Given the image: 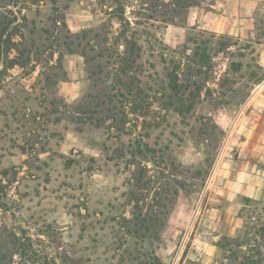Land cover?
Instances as JSON below:
<instances>
[{
	"label": "rangeland",
	"instance_id": "rangeland-1",
	"mask_svg": "<svg viewBox=\"0 0 264 264\" xmlns=\"http://www.w3.org/2000/svg\"><path fill=\"white\" fill-rule=\"evenodd\" d=\"M0 264H264V0H0Z\"/></svg>",
	"mask_w": 264,
	"mask_h": 264
},
{
	"label": "trees",
	"instance_id": "trees-1",
	"mask_svg": "<svg viewBox=\"0 0 264 264\" xmlns=\"http://www.w3.org/2000/svg\"><path fill=\"white\" fill-rule=\"evenodd\" d=\"M174 86H175V88H176V85L175 84H173Z\"/></svg>",
	"mask_w": 264,
	"mask_h": 264
}]
</instances>
